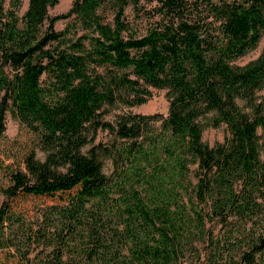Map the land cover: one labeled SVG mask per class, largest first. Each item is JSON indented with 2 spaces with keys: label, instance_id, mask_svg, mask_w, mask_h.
Instances as JSON below:
<instances>
[{
  "label": "trees",
  "instance_id": "16d2710c",
  "mask_svg": "<svg viewBox=\"0 0 264 264\" xmlns=\"http://www.w3.org/2000/svg\"><path fill=\"white\" fill-rule=\"evenodd\" d=\"M58 1L27 0L19 13L21 0H0V67L10 68L9 74L0 68V139L12 107L22 125L45 138L103 127L123 141L70 155L65 173L52 170L61 156L57 151L44 161L29 158L33 181L8 170L0 227L20 222L15 208L21 201L42 197L55 207L31 231L50 239L44 264H178L192 231L203 238L212 232L205 229L206 217L225 225L234 220L250 232L235 264H261L264 96L258 101L257 90L264 87V47L246 65L231 61L258 44L264 0H146L155 2L159 19L140 36L127 33L124 11L128 4L139 8L141 0H73L66 11L49 15ZM109 2L111 21L99 11ZM65 18L84 30L70 34V24L54 28ZM43 74L51 78L47 84ZM149 86L167 89L166 115L103 118L104 104H141L151 94ZM209 113L213 125L225 123L230 133L214 146L202 140V119ZM156 120L162 130L157 134L150 127ZM100 151L115 164L136 163L135 172L145 169L148 188L128 183L133 169L115 183L103 172ZM153 158L158 159L147 166ZM191 162L197 163V177L184 198L179 187Z\"/></svg>",
  "mask_w": 264,
  "mask_h": 264
},
{
  "label": "rangeland",
  "instance_id": "374dc122",
  "mask_svg": "<svg viewBox=\"0 0 264 264\" xmlns=\"http://www.w3.org/2000/svg\"><path fill=\"white\" fill-rule=\"evenodd\" d=\"M21 1L22 6L19 13H22L27 7V0ZM72 1L59 0L54 6L48 8L49 15L66 11L71 6ZM7 4L8 0H6ZM153 6H155L154 1L141 0L138 5L139 8L133 7L132 4H128L125 7L124 17L130 26L128 34L140 36L159 19V16L154 14ZM112 8L109 2L99 10L107 21H111L113 18L114 11ZM67 24H70V34L74 31L80 33L84 30L81 27L82 25L72 18L57 20L54 23V28L62 29ZM72 37L75 38L76 36ZM208 38L213 43L219 40L218 36H208ZM263 47L264 31L254 48L233 59L231 63L239 66L246 65L258 57ZM0 68L6 74H9L10 68L8 66L3 65ZM41 79L43 84H47L51 80L45 74L42 75ZM149 89L151 91L150 96L141 104L126 105L122 102L104 104L105 112L103 118L113 122L119 115L125 113H159L163 116L166 115L170 101L167 89L153 86H149ZM263 96L264 87L257 90V100H261ZM238 103L240 106H245L243 99L238 100ZM212 116L213 114L209 113L202 119L204 122L202 140L209 146L223 142L230 135L225 123L213 125L211 122ZM4 121L5 130L0 139V203L5 198V189L11 184L10 173L12 172L8 173V170H19L28 179L35 180L36 173L32 170L34 169L32 166L33 161L29 163V158L44 161L49 153L54 151L60 152L61 156L57 154V157H55L56 161L53 163L57 165L53 166L52 170L65 173L69 167L70 155H88L89 149L93 145L100 143L101 145L109 146V148H114L123 141L114 132L103 127H99L95 132L91 129H82L80 132L66 137L45 138L41 134L33 133L22 125L12 112V107L6 110ZM150 127L156 134L162 131L160 120L152 122ZM138 139L140 140L141 137ZM65 152L68 153L66 156ZM99 157L102 160L103 172L108 176L111 175L115 183L119 182L120 179H124V176H122L124 171L127 172L133 169L132 175L126 178L128 183L137 188H145V190L148 188L146 182L143 180L145 178V169H141L140 173L135 172L134 167L136 163L130 164L129 161L125 163L120 159L118 160V164H115L113 157L104 154L103 151L99 152ZM118 157L121 156L119 155ZM155 159L158 158H153L152 163H147L146 165L150 167L155 162ZM147 166L146 171H150ZM196 172L197 163L191 162L184 177L185 185L179 187L180 192L182 189L184 198L192 193L193 183L197 177ZM52 202L50 199L34 196H29L20 202L22 204L15 208L19 211L20 222L11 223L10 226L8 225V228L4 225V229L0 227V264H20L19 262L22 260L21 256H26V259L22 260L21 264H44L47 261L44 253H50L51 245L47 244V239H50H41V235L31 236V231L43 223L45 213L47 214L55 209ZM205 229H210L212 232L206 234L204 238L203 235L202 237H198L196 232L192 231L191 244L179 257L178 264H235L240 247H244L247 244L250 232L239 226L238 221L232 220L225 225L216 220H209L207 217L205 218ZM31 238L32 240H30ZM210 238H212V242L209 241ZM217 241L219 242L218 245L216 244ZM5 242L8 243L7 246L4 245ZM261 257L262 260L260 262L264 264V253Z\"/></svg>",
  "mask_w": 264,
  "mask_h": 264
}]
</instances>
